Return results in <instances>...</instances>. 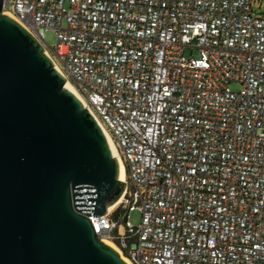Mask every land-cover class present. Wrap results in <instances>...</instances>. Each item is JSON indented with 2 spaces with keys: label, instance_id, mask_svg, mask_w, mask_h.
I'll use <instances>...</instances> for the list:
<instances>
[{
  "label": "built area",
  "instance_id": "obj_1",
  "mask_svg": "<svg viewBox=\"0 0 264 264\" xmlns=\"http://www.w3.org/2000/svg\"><path fill=\"white\" fill-rule=\"evenodd\" d=\"M3 10L117 145L125 230L115 209L90 215L101 238L131 264H264V12L255 0H4Z\"/></svg>",
  "mask_w": 264,
  "mask_h": 264
},
{
  "label": "water",
  "instance_id": "obj_2",
  "mask_svg": "<svg viewBox=\"0 0 264 264\" xmlns=\"http://www.w3.org/2000/svg\"><path fill=\"white\" fill-rule=\"evenodd\" d=\"M0 0V264H130L97 233L121 163L40 41Z\"/></svg>",
  "mask_w": 264,
  "mask_h": 264
},
{
  "label": "rangeland",
  "instance_id": "obj_3",
  "mask_svg": "<svg viewBox=\"0 0 264 264\" xmlns=\"http://www.w3.org/2000/svg\"><path fill=\"white\" fill-rule=\"evenodd\" d=\"M255 6H257L261 12H264V0H255ZM45 38H46L47 43L50 46H54L57 43V33H56V31L54 29H46L45 30ZM186 52H187L188 55L194 54L195 56H198V54H199L198 49H194V50L188 49ZM232 87L233 88H237L238 85L232 84ZM117 205L113 209H116ZM130 219H131V221L133 223L138 224L141 221V212L139 210L131 211L130 212ZM124 230H125V225L122 222L121 223V232H123ZM121 251H122V249H121ZM122 253H123V255L125 257H127L123 251H122Z\"/></svg>",
  "mask_w": 264,
  "mask_h": 264
},
{
  "label": "bare ground",
  "instance_id": "obj_4",
  "mask_svg": "<svg viewBox=\"0 0 264 264\" xmlns=\"http://www.w3.org/2000/svg\"><path fill=\"white\" fill-rule=\"evenodd\" d=\"M66 86L68 87V88H70L79 98H80V96H79V94H78V92H77V90H76V88H75V86L72 84V82H70V81H66ZM81 99V98H80ZM106 136H107V138H108V141H109V144H110V146H111V149H112V151H113V154L116 156V157H118L119 158V160H120V163H121V174H120V178L122 179V180H126V167H125V164H124V162H123V160L121 159V157H120V155L118 154V149H117V145H116V143H115V141H114V139H113V137L110 135V133L109 132H106ZM121 201V199L118 201V202H116L114 205H112L111 207H110V210H112L119 202ZM109 210V211H110ZM104 241L105 242H107L108 244H110L112 247H114L122 256H123V258L126 260V261H128L130 264H131V262H130V260L128 259V257H125L124 255H123V253H122V251H121V247L116 243L115 244V242L114 241H112V240H110V239H107V238H105L104 239ZM120 247H118V246Z\"/></svg>",
  "mask_w": 264,
  "mask_h": 264
},
{
  "label": "trees",
  "instance_id": "obj_5",
  "mask_svg": "<svg viewBox=\"0 0 264 264\" xmlns=\"http://www.w3.org/2000/svg\"><path fill=\"white\" fill-rule=\"evenodd\" d=\"M124 210L125 209L122 205L117 206L113 212V217L116 219H120L123 222L124 221Z\"/></svg>",
  "mask_w": 264,
  "mask_h": 264
}]
</instances>
